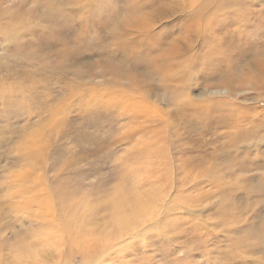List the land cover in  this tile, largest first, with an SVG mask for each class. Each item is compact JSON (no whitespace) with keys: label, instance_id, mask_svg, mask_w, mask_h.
I'll return each mask as SVG.
<instances>
[{"label":"rangeland","instance_id":"374dc122","mask_svg":"<svg viewBox=\"0 0 264 264\" xmlns=\"http://www.w3.org/2000/svg\"><path fill=\"white\" fill-rule=\"evenodd\" d=\"M151 1L0 0V264H103L112 253L109 264H264V137L255 131L252 156L233 143L263 119L264 91L194 66L182 48L184 64L151 60L184 35L171 20L207 0ZM161 7L169 15L153 14ZM166 204L173 214L117 250Z\"/></svg>","mask_w":264,"mask_h":264},{"label":"bare ground","instance_id":"6f19581e","mask_svg":"<svg viewBox=\"0 0 264 264\" xmlns=\"http://www.w3.org/2000/svg\"><path fill=\"white\" fill-rule=\"evenodd\" d=\"M151 1V0H150ZM157 0H152L151 3H154ZM203 1V0H202ZM213 0H207V2H202L199 3L200 7H198L199 5H196V7H190L196 14V11H198L200 9V15H180L178 17H175L174 20H171V23H180L181 26V30L183 31L184 35H180L179 33L174 34L173 40L174 43L171 45L170 48L167 49V51L169 52L172 48L173 50L169 52H163L159 55H151V60H154L156 63H158V65L160 64H168L170 63V58H176L178 60H180L181 64H184V62L186 61V59L177 52H174L176 49L182 48L185 50H188V52L191 54V59L193 61V65L194 66H200L201 64L209 65V68H211V66H213L215 68L214 71H218L219 73H226L228 75L227 79L225 78V76L223 78H225L224 80L228 81H235V79H238L237 82H239V80L241 81H248L251 83H258V87H260L261 90L264 91V3L263 0H250V2H247L246 0H215L214 4H208V3H212ZM196 4V3H195ZM243 6V10H239L240 6ZM143 7H135L134 10L136 11H144L143 9L146 8V6L142 5ZM149 8V7H148ZM137 14V13H136ZM143 14V13H142ZM154 15H169L168 10L165 8H159L158 10H154L153 11ZM132 15V13H131ZM136 16V15H135ZM138 16V15H137ZM176 16V15H175ZM134 17V16H133ZM141 17V16H140ZM173 17V16H172ZM136 18V17H135ZM138 18V17H137ZM134 19V18H132ZM140 24L143 25V23L147 24V21L144 20V18H141L138 20ZM173 21V22H172ZM150 24V23H148ZM146 26V25H145ZM151 26V25H150ZM248 29H251V32L248 31ZM149 31V29L147 30ZM146 34V33H145ZM142 35V34H141ZM153 35V34H152ZM147 36V35H146ZM151 36V35H150ZM149 36V37H150ZM143 37V35H142ZM148 37V36H147ZM154 37V36H153ZM148 39V38H147ZM146 39V46L148 45L147 42L149 40ZM194 41L195 46L191 47L187 45V41ZM135 41V40H134ZM152 41V39H151ZM160 41V39L158 40ZM145 42V41H144ZM154 42V40H153ZM123 43V42H122ZM136 43V42H135ZM149 43V42H148ZM155 43V42H154ZM157 43V42H156ZM129 44V43H128ZM131 44V43H130ZM129 44V45H130ZM144 44V43H143ZM145 45V44H144ZM151 45V44H149ZM157 46V45H156ZM145 47V46H144ZM147 49V48H146ZM157 49V48H156ZM181 50V49H180ZM179 50V51H180ZM202 50V53H200V51ZM146 51V50H145ZM178 51V50H177ZM152 53V52H151ZM150 54V51H149ZM148 55V54H147ZM150 56V55H149ZM190 56V55H189ZM211 56L210 60H206L207 57ZM150 60V61H151ZM147 61V60H146ZM149 61V60H148ZM147 61V62H148ZM149 61V62H150ZM179 62V61H178ZM177 62V63H178ZM188 63V62H187ZM176 64V63H175ZM172 65V64H171ZM186 65V64H185ZM168 66V65H167ZM202 66V65H201ZM183 67V66H182ZM187 67V66H186ZM212 67V68H213ZM147 68V67H146ZM164 69V67H162ZM144 69V68H143ZM180 69V68H179ZM198 69V67H197ZM238 69L240 71H242V74L240 75V73H237L235 70ZM193 70V69H192ZM195 70V68H194ZM213 70V69H212ZM148 71V70H147ZM178 71V70H177ZM235 71V73H234ZM248 72L250 74H246L248 77H243V75L245 74V72ZM175 72V71H173ZM188 72V71H187ZM193 72V71H192ZM204 72V71H203ZM217 72V73H218ZM256 72L259 79L257 78H252L251 73ZM211 73V72H210ZM166 74V73H165ZM170 74V73H169ZM196 74V73H195ZM216 74V73H215ZM214 74V75H215ZM171 75V74H170ZM198 75V74H197ZM208 75V72H207ZM211 75V74H210ZM250 75V76H249ZM166 77H168L167 75H164ZM171 76H175V75H171ZM170 76V77H171ZM185 76V75H184ZM189 76V75H188ZM212 76V75H211ZM211 76H208L211 77ZM216 76V75H215ZM178 77H180V75L178 74ZM207 77V76H206ZM213 77V76H212ZM217 77V76H216ZM181 78V77H180ZM203 78V77H202ZM169 79V78H166ZM190 79V78H189ZM211 79V78H210ZM216 79V78H214ZM220 79V78H219ZM162 80V79H161ZM217 80V79H216ZM205 81V80H204ZM209 80H206V82ZM213 82V81H212ZM235 82V84L237 83ZM183 83V82H182ZM193 83V81H192ZM191 83V84H192ZM184 84V83H183ZM188 84V83H187ZM218 84V83H217ZM231 85H233L231 83ZM247 85V84H246ZM165 86V83H164ZM236 86V85H235ZM234 86V87H235ZM186 87V86H185ZM200 103V102H199ZM210 103V102H209ZM202 105V103H200ZM199 104V105H200ZM207 104V103H206ZM205 104V105H206ZM219 104V103H218ZM210 105V104H208ZM207 105V106H208ZM203 106V105H202ZM219 106L221 107V103L219 104ZM249 106V105H248ZM210 106H208V110ZM214 107V106H213ZM219 107V108H220ZM189 108V106H188ZM187 108V109H188ZM216 108H218L216 106ZM215 108V109H216ZM218 108V109H219ZM232 108H236V107H232ZM190 109V108H189ZM217 109V110H218ZM231 109V108H230ZM193 110V109H192ZM199 110V109H198ZM207 110V109H206ZM207 110V111H208ZM222 110V109H221ZM227 110V108H226ZM229 110V108H228ZM189 110H187L188 112ZM197 111V110H196ZM205 111V110H204ZM190 112V111H189ZM201 114V111H199ZM249 112V111H248ZM248 112H246L248 114ZM207 113V112H206ZM192 115V113H190ZM194 114V113H193ZM197 114V113H196ZM200 114L198 115L199 118H203L200 116ZM203 114V113H202ZM219 115H222L219 114ZM187 117V116H186ZM226 117V116H225ZM235 115H229L228 119H227V124H225L226 126H230V125H239L241 126L243 124L242 121H246L249 120L250 118L254 117V114L249 113L248 115H244L243 118L244 119H240V117H236ZM220 118V116H219ZM218 118V120H220ZM223 118V117H222ZM198 119V118H197ZM226 119V118H225ZM223 119V120H225ZM222 120V119H221ZM216 121V120H215ZM226 121V120H225ZM212 122V121H211ZM222 122V121H219ZM210 123V122H209ZM226 123V122H225ZM248 123V122H246ZM219 126L221 127L220 123ZM224 126V125H222ZM252 128V129H251ZM251 128L247 129V128H241L240 130H243L240 134H242V136H238L236 141L233 142L235 148L237 147V145L241 142V141H246L247 142V149L250 151L247 155H251L253 152L257 151V152H262L261 147H259V141L261 137H256L260 134H257L256 136H254V134L256 133L255 131H260L262 134L261 136L264 137V117L262 120H258L257 118L255 119V123L252 124ZM217 129V128H216ZM216 131V130H215ZM236 135H238L236 133ZM228 137V136H227ZM236 137V136H235ZM42 139V138H40ZM228 139V138H227ZM233 140V139H232ZM225 141V140H224ZM229 145V144H228ZM231 146L233 147V144H231ZM243 146V145H242ZM219 149V148H218ZM235 153H237L236 149L233 151ZM194 153V151H193ZM219 153V152H218ZM192 154V153H191ZM245 154V153H243ZM257 154V153H256ZM227 155V154H226ZM252 156V155H251ZM209 157V156H208ZM246 157V155H245ZM264 157V156H263ZM262 157V158H263ZM222 158V157H221ZM224 158V157H223ZM247 158V157H246ZM257 158V157H256ZM261 158V157H260ZM258 158V159H260ZM251 159V157H250ZM198 160V159H197ZM200 160V159H199ZM212 160V159H211ZM222 160V159H221ZM261 160V159H260ZM264 160V159H263ZM213 161V160H212ZM217 161V160H216ZM249 161V160H248ZM215 162V161H214ZM226 163V162H225ZM228 163V162H227ZM232 165L235 166V164L232 163ZM237 165V163H236ZM224 166V165H223ZM242 174V173H241ZM211 176V175H209ZM213 179V178H212ZM211 179V180H212ZM216 179V178H215ZM212 180V181H215ZM153 192V191H152ZM228 192V191H227ZM248 193V192H247ZM187 195V194H186ZM148 200V199H147ZM142 201V200H141ZM140 201V202H141ZM150 203V201H147V203ZM139 203V202H138ZM148 203V205H149ZM142 204V202H141ZM139 204V205H141ZM143 204L145 205V203L143 202ZM138 205V204H137ZM138 205V206H139ZM147 205V206H148ZM136 206V205H135ZM143 206V205H142ZM142 206L138 207V208H143ZM152 205L146 207L145 211L149 212L150 208ZM121 207V206H120ZM144 207V208H145ZM119 209V207H117ZM115 208V209H117ZM134 208V207H133ZM122 209V207L120 208ZM119 209V210H120ZM131 209V208H130ZM106 210V209H105ZM133 210V209H132ZM144 210V209H143ZM104 211V210H103ZM112 211V210H110ZM66 212V211H65ZM106 212V211H105ZM113 212V211H112ZM115 212V211H114ZM113 212V214H114ZM141 212V211H140ZM139 212V217L140 218H144L142 217V212L140 214ZM153 212V211H152ZM108 213V212H106ZM115 213H119V212H115ZM128 214L129 211L127 212ZM126 213V214H127ZM144 213V212H143ZM249 213V212H248ZM62 214V212H61ZM121 214V212H120ZM107 215V214H106ZM110 215V214H109ZM116 215V214H114ZM133 215V213H132ZM130 215L129 217L131 218ZM144 215V214H143ZM145 215H150V214H145ZM108 216V215H107ZM138 216V215H137ZM152 216V215H150ZM154 216V215H153ZM152 216V217H153ZM247 216V215H246ZM115 217V216H114ZM117 219L116 221H120L123 220V223H126V215H124L121 219V217H119V215H117ZM134 217V216H133ZM149 217V216H148ZM157 217V216H156ZM58 218V217H57ZM56 218V219H57ZM87 218V217H86ZM155 218V217H154ZM63 219V218H62ZM152 219V218H151ZM59 220V219H58ZM99 220V219H98ZM108 221V220H107ZM141 221V220H140ZM113 222V220H112ZM55 225L60 226L63 223H55L53 222ZM52 223V225H53ZM106 223V222H105ZM162 224V223H161ZM76 225V224H75ZM78 225V224H77ZM87 225V224H85ZM85 225H82L83 227ZM96 225V224H95ZM98 225V223H97ZM103 225V224H102ZM123 225V224H122ZM132 225V224H131ZM134 225V224H133ZM56 226V227H57ZM79 226V225H78ZM81 226V225H80ZM81 226V227H82ZM116 226V225H115ZM114 226V227H115ZM125 226V225H124ZM45 227V225H44ZM52 227V226H50ZM54 227V226H53ZM77 227V226H76ZM74 227V229L76 228ZM104 227H107L106 225ZM66 228V227H65ZM79 228V227H78ZM64 229V227H63ZM77 229V228H76ZM82 229V228H81ZM84 230L86 228H83ZM82 229L81 232H84ZM88 229V228H87ZM91 229V228H89ZM88 229V230H89ZM105 229V228H104ZM103 229V230H104ZM110 229V228H109ZM52 230V229H51ZM54 230V229H53ZM68 230V229H67ZM71 230V229H69ZM73 230V229H72ZM71 230V231H72ZM78 230V229H77ZM71 231L69 232V234L73 235L71 233ZM131 231V230H130ZM74 232V231H73ZM107 232V231H106ZM125 232V230L123 231ZM85 233V232H84ZM92 233V232H91ZM104 233V232H103ZM127 234V231L125 232ZM147 233V232H145ZM61 234V233H60ZM64 234V233H63ZM68 234V233H67ZM87 235H90L86 232ZM85 234V235H86ZM109 234V232H108ZM107 234V235H108ZM124 234V233H123ZM125 234V235H126ZM66 235V234H64ZM82 234L78 235L81 236ZM93 235V233H92ZM106 235V234H105ZM148 235V234H147ZM69 236V235H68ZM96 236V235H95ZM62 237V236H61ZM84 237V236H83ZM82 237V238H83ZM98 237V236H97ZM101 237V235H100ZM66 237H64L63 239H65ZM68 238V237H67ZM73 238V237H71ZM108 238H110L108 236ZM117 238V237H115ZM87 239V238H85ZM84 239V240H85ZM90 239V238H88ZM102 239V238H99ZM98 239V240H99ZM118 239V238H117ZM72 240V239H71ZM74 240V239H73ZM76 240V237H75ZM80 240V237L79 239ZM82 240V239H81ZM97 240V241H98ZM116 240V239H115ZM65 241V240H64ZM92 241V240H91ZM95 241V240H93ZM92 241V242H93ZM102 242V241H101ZM109 242V241H108ZM67 243V242H66ZM71 242H69L68 244H70ZM85 243V242H84ZM110 243V242H109ZM87 244V243H85ZM243 244V243H242ZM73 245V244H72ZM80 245V244H78ZM77 245V246H78ZM83 247V246H82ZM101 247V246H100ZM113 247V246H112ZM91 248V247H90ZM102 248V247H101ZM104 248V247H103ZM30 249V248H29ZM106 249V248H105ZM112 249V248H111ZM31 250V249H30ZM80 251V253L84 256V260H87V258L89 256L92 255L91 251L89 249H86V247L84 248H79L78 249ZM109 250V249H108ZM96 252V251H95ZM108 253V251H106ZM33 253V252H32ZM76 254V253H75ZM80 254V255H81ZM96 254V253H95ZM93 254V255H95ZM38 254L36 253V256ZM92 255V256H93ZM109 255V254H108ZM30 256H32L30 254ZM23 257V256H22ZM33 257V256H32ZM29 258V255H28ZM34 258V257H33ZM36 258V257H35ZM86 258V259H85ZM92 258V257H91ZM96 258H97V254H96ZM221 258V257H220ZM70 260V259H69ZM75 260V259H74ZM90 260V259H89ZM68 261V260H67ZM85 262V261H84Z\"/></svg>","mask_w":264,"mask_h":264},{"label":"snow or ice","instance_id":"6c2138e0","mask_svg":"<svg viewBox=\"0 0 264 264\" xmlns=\"http://www.w3.org/2000/svg\"><path fill=\"white\" fill-rule=\"evenodd\" d=\"M133 3H135V0H130V2H129L130 7H132ZM165 3H179V0H163V2L161 4H165ZM239 10H241V11L243 10L242 5L240 6ZM160 23H162V22L157 23L156 28L158 27V25ZM150 32L146 33L145 36L148 35ZM210 59H211V56L206 58V60H210ZM194 85H195V81H193V86ZM58 151H59V149L54 150V154ZM106 163H107L106 161L101 162V164L104 166H106ZM100 170H102L101 167H93L92 169L89 170V174H94L96 171H100ZM173 211L174 210L169 208L168 205L166 204L165 206H163L160 209V212L162 213V215L158 219L152 220L151 218H149L147 220L137 222L136 228L133 231V233L129 237L124 239L122 245L118 244L116 246L117 250H120V248L122 246H131L132 243L137 242L145 232H148L149 230L155 229L157 224L163 222V219H165L168 215L173 214ZM4 226L9 227L10 225L6 221ZM259 239H260V250L264 251V233L260 234ZM114 254L115 253H112L111 255H114ZM111 255H109L107 258L104 259L103 264H109V260L111 259ZM240 264H244V262H240Z\"/></svg>","mask_w":264,"mask_h":264}]
</instances>
